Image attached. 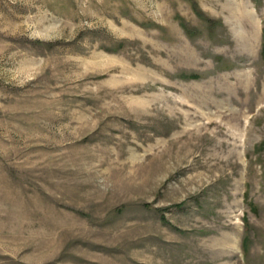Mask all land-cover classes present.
Segmentation results:
<instances>
[{
    "label": "rangeland",
    "instance_id": "1",
    "mask_svg": "<svg viewBox=\"0 0 264 264\" xmlns=\"http://www.w3.org/2000/svg\"><path fill=\"white\" fill-rule=\"evenodd\" d=\"M263 32L264 0H0V264H264Z\"/></svg>",
    "mask_w": 264,
    "mask_h": 264
},
{
    "label": "trees",
    "instance_id": "2",
    "mask_svg": "<svg viewBox=\"0 0 264 264\" xmlns=\"http://www.w3.org/2000/svg\"><path fill=\"white\" fill-rule=\"evenodd\" d=\"M263 49H264V32H263ZM163 218H164V216H163Z\"/></svg>",
    "mask_w": 264,
    "mask_h": 264
}]
</instances>
